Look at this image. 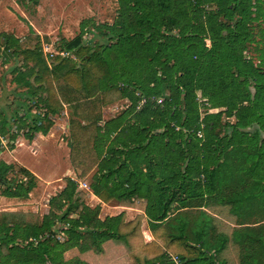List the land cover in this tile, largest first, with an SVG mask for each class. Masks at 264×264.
I'll return each instance as SVG.
<instances>
[{
  "label": "trees",
  "instance_id": "obj_1",
  "mask_svg": "<svg viewBox=\"0 0 264 264\" xmlns=\"http://www.w3.org/2000/svg\"><path fill=\"white\" fill-rule=\"evenodd\" d=\"M117 1L111 25L84 39L83 22L65 42L80 66L56 57L50 67L40 46L16 51L15 39L4 49L31 64L14 80L43 97L36 116L18 117L28 133L48 134L68 106L79 181L97 169L94 196L144 215L102 219L66 178L43 219L0 211V264H264V221H249L264 213V67L251 56L264 64V0ZM124 99L130 107L104 121V107ZM14 171L0 161V194L28 200L37 178ZM68 250L79 256L66 260Z\"/></svg>",
  "mask_w": 264,
  "mask_h": 264
},
{
  "label": "rangeland",
  "instance_id": "obj_2",
  "mask_svg": "<svg viewBox=\"0 0 264 264\" xmlns=\"http://www.w3.org/2000/svg\"><path fill=\"white\" fill-rule=\"evenodd\" d=\"M119 4L117 0H0V127L3 129L1 135L6 140V145L2 146L0 144V154L5 152L6 155H2L0 161L9 162L13 157L7 155L13 151L12 132L19 131V138L32 139L35 134L28 133V128L24 126V122L19 120L18 117L24 115L28 110L33 109L30 115L36 116L35 111L39 112L40 106L43 105L42 98L38 94L30 95L29 91L19 85L14 79L17 73L21 70L24 72H29L31 64H25L24 59L21 55L15 53L12 56L10 53L5 51V47L9 44V41L15 39L19 41L17 43L16 51H20L26 47L27 49H35L40 46L42 49L43 44H48L53 46V51H65V42L70 41L77 37L81 32V24L84 22V27L89 31L84 36V39H90L94 31V27L104 24H112L119 15ZM264 22L257 28V38L262 39L264 43ZM98 34V33H96ZM100 38H95V44L98 43ZM102 43V42H101ZM92 46V45H91ZM248 55V54H247ZM254 62L258 67H264L261 64L262 58L255 55ZM259 55V54H258ZM47 64L50 67H54L56 64L54 60L43 55ZM75 58L76 55L74 54ZM74 66H80L81 61L76 58L69 59ZM264 63V60H263ZM33 80V77H31ZM144 99V98H143ZM37 101V103H36ZM39 101V103H38ZM142 102V101H141ZM35 105L37 108H35ZM130 102L127 99L121 100L114 104L108 105L103 109L104 121L111 120L118 117L123 111L130 107ZM42 109V107H41ZM219 110H211V113H217ZM28 117V116H27ZM26 117V118H27ZM21 118V117H20ZM7 122L6 126L3 124ZM225 121V120H224ZM233 122L234 120H230ZM103 125V123H102ZM15 128V130H14ZM256 126L251 128L254 131ZM28 147V146H27ZM32 146L28 148V151L33 156L38 154L35 152L37 149ZM11 159H10V158ZM28 163H37L38 158L32 156L26 157ZM38 164V163H37ZM61 166L56 169H50L51 174H58ZM41 174L46 175V167H37ZM97 171L94 170L85 180L89 187L92 182V177ZM39 172V171H38ZM69 173L64 172L58 178L62 179ZM264 173H262L263 175ZM78 173L72 174V177L79 181ZM13 180H19L22 178L20 175V168L15 166V171L10 175ZM58 181V180H57ZM48 188H41L37 190L33 197H30L26 201L18 202H8L4 203L6 200L0 194V211H23L28 213H35L40 215L43 219L45 215L50 213L49 200L54 197V194L58 193L61 188L60 180L57 184L49 186ZM80 191V190H79ZM85 193L86 199L85 203L90 207H95L98 205L99 201L94 199L92 191L82 190ZM34 193V194H35ZM101 202V201H100ZM101 208V218L114 217L119 215V213H127V221L134 220L138 215H144L143 212L135 209H128L119 207L116 202L106 205L101 202L99 203ZM127 210V211H126ZM252 220L263 219L262 215L257 212H252ZM256 221V220H255ZM58 228L60 227L57 226ZM142 232L144 240L146 243L153 241L152 233L149 229L147 218L143 220ZM62 242L66 241V237L62 234H58ZM79 256L77 250H68L64 254L66 260H74Z\"/></svg>",
  "mask_w": 264,
  "mask_h": 264
},
{
  "label": "crops",
  "instance_id": "obj_3",
  "mask_svg": "<svg viewBox=\"0 0 264 264\" xmlns=\"http://www.w3.org/2000/svg\"><path fill=\"white\" fill-rule=\"evenodd\" d=\"M53 121V127L50 129L48 134L43 135L41 133L35 134L32 139H25V138H17L13 141V144L16 147L12 146L13 151L7 153V155L12 156L7 164L18 166L19 168H24L32 173L37 178V188L32 192L30 197L36 195L37 190H41V188L45 189L48 188L46 184L55 185L59 182L61 183V190L58 192L60 193L65 187V179L71 178L72 180L77 181L72 174H76V170L73 168L70 158V121L73 118L72 111L68 106H65L62 111H59L57 114L51 116ZM264 139V135H263ZM28 146V147H27ZM34 146L37 150L35 151L38 155L33 156L28 151L29 147ZM33 147V148H34ZM6 155L5 152L0 154L1 156ZM32 156L34 158H38L37 163H28L26 161V157ZM58 166H61L58 174H51L50 169H56ZM37 167H46V175L41 174L40 170H37ZM39 171V172H38ZM64 172L69 173L68 175L64 176L62 179H59L60 175ZM59 177V178H58ZM58 180V181H57ZM35 193V194H34ZM58 193L54 194L56 196ZM93 195V194H92ZM94 199L98 200L101 204L100 200L94 196ZM18 201H26V200H18V199H10L6 200L4 203H14ZM95 206H101V205ZM92 207V208H95ZM127 211V210H126ZM124 213V212H122ZM126 213V212H125ZM259 213V212H257ZM121 213H119L120 215ZM260 214V213H259ZM117 215V216H119ZM263 219H254L253 221H264V213H261ZM252 220V217H249ZM126 221H127V213H126ZM129 222V221H127ZM148 222V221H147ZM263 223V222H262Z\"/></svg>",
  "mask_w": 264,
  "mask_h": 264
},
{
  "label": "built area",
  "instance_id": "obj_4",
  "mask_svg": "<svg viewBox=\"0 0 264 264\" xmlns=\"http://www.w3.org/2000/svg\"><path fill=\"white\" fill-rule=\"evenodd\" d=\"M42 49H43V53L45 54V56L47 57V56L49 55L50 58H51L52 60H55L56 57H61V58H63V59H70V58H74V59H76L75 56H74V54L71 53V52H67V51H59V52H56V51H53V46H52V45L43 44V45H42ZM145 102H146V100L143 99L142 102L140 103V106H142ZM161 103H162V101L159 100V101H158V104H161ZM34 113L37 114L38 112L35 111ZM22 116H23V115H22ZM22 116H20V117H22ZM42 116H43V115H42ZM14 130H15V128H14ZM28 132H29V131H28ZM12 134L19 135V131L15 130V131L12 132ZM18 137H19V136H17V138H18ZM17 138H16V139H17ZM16 139H15V140H16ZM0 144H1L2 146H5V145H6V140H5V138L1 135V132H0ZM77 183H78V186H79L80 190H89V191H91V189H90V187H89V185H88L87 182H80V181H77ZM58 237H59V236H58ZM59 238H60V237H59ZM173 261H174L175 264H180L178 258H176V257L173 258Z\"/></svg>",
  "mask_w": 264,
  "mask_h": 264
}]
</instances>
